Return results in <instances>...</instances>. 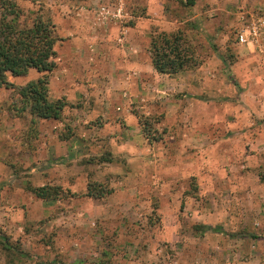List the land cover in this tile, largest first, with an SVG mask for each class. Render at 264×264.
<instances>
[{"label": "rangeland", "instance_id": "obj_1", "mask_svg": "<svg viewBox=\"0 0 264 264\" xmlns=\"http://www.w3.org/2000/svg\"><path fill=\"white\" fill-rule=\"evenodd\" d=\"M10 1L26 24L83 11L121 37L139 25L150 62L151 41L178 34L187 62L171 75L195 74L205 89L193 117L182 83L173 101L136 110L142 160L123 176L122 163H102L108 128L98 131L102 142L91 135L54 152L53 127L60 140L71 130L63 117L18 116L21 84L8 74L15 88H0V264H264V0ZM246 28L257 35L239 43ZM39 186L58 195L34 196Z\"/></svg>", "mask_w": 264, "mask_h": 264}, {"label": "crops", "instance_id": "obj_2", "mask_svg": "<svg viewBox=\"0 0 264 264\" xmlns=\"http://www.w3.org/2000/svg\"><path fill=\"white\" fill-rule=\"evenodd\" d=\"M67 16L58 11L52 14L54 33L59 38L54 49L59 54L54 60L52 73L48 75V94L52 99L66 101L61 116L64 123L60 120L59 123L65 124L71 131L67 139L60 140V129L56 128L55 132L53 127L50 131L52 143L44 142V145H52L54 152L57 147H66L70 151L77 145L87 143L91 135L94 142H102L105 135L101 139L98 131L108 128L112 132L108 138L112 148L110 157L103 159L102 163L116 166L122 163L120 168L125 176L133 163L142 160L144 137L135 116L136 110L143 108L152 112L158 106H164L166 100L173 101L171 93L179 90L182 83L184 95L188 93L191 95L190 100H193L188 103L192 116L193 107L203 103L194 96L205 89L204 83L192 73H184V82H180L178 74L158 73L149 60L141 57L139 39L145 33L139 29V25L126 30V34L121 37L119 30L91 25L94 20L86 12L73 11ZM41 75L30 68L26 75L11 80L22 85ZM163 81L170 91L164 90ZM160 96H163L164 101L157 99ZM167 115L168 112H165ZM111 117H120V120ZM91 120L99 123L88 128ZM43 132L48 133V130ZM94 172L97 175V171Z\"/></svg>", "mask_w": 264, "mask_h": 264}, {"label": "trees", "instance_id": "obj_3", "mask_svg": "<svg viewBox=\"0 0 264 264\" xmlns=\"http://www.w3.org/2000/svg\"><path fill=\"white\" fill-rule=\"evenodd\" d=\"M194 2L186 0L188 5ZM19 17L20 10L15 1L0 0V88H15L8 80V74L24 76L30 68L35 69L42 75L19 85V104L14 105V110L18 116L28 111L31 117L40 120H58L65 102L62 99L49 100L48 73L55 67L54 46L59 38L49 21L35 18L26 24L20 22ZM180 40L178 34L163 32L151 41V64L158 73L171 75L184 69L187 61ZM48 189L39 186L30 191L41 199L58 195L57 188H51L53 192ZM200 228L211 227L200 225ZM213 230L219 231L217 228Z\"/></svg>", "mask_w": 264, "mask_h": 264}, {"label": "built area", "instance_id": "obj_4", "mask_svg": "<svg viewBox=\"0 0 264 264\" xmlns=\"http://www.w3.org/2000/svg\"><path fill=\"white\" fill-rule=\"evenodd\" d=\"M102 13H105V14H108V11L104 10L102 8ZM121 14V9L120 8H117L116 11L113 13V16H118ZM257 35V32L255 31V29H253V31H251L250 29L246 28V29H243L239 32V34L237 35V38H238V42L239 43H243V42H247L249 40L250 37H252V40L253 38H255V36ZM251 39V38H250ZM251 40V42H252Z\"/></svg>", "mask_w": 264, "mask_h": 264}]
</instances>
